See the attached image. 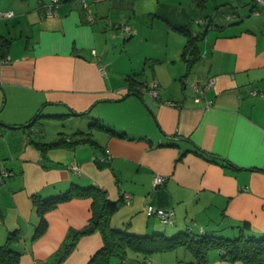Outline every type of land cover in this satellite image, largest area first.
<instances>
[{
	"label": "crops",
	"instance_id": "obj_1",
	"mask_svg": "<svg viewBox=\"0 0 264 264\" xmlns=\"http://www.w3.org/2000/svg\"><path fill=\"white\" fill-rule=\"evenodd\" d=\"M50 2L0 0V11L13 12L0 18V40L8 41L6 56H0V244L8 232L18 233L12 244L20 253L17 264H51L67 234L87 224L92 195H76L47 210L43 232L33 237L40 220L33 197L46 199L73 187L103 191L118 204L111 225L133 235L172 236L185 230L214 235L225 228L235 235L246 222L249 235L264 237V43L258 35L245 29L216 36L185 76L182 66L166 76L153 63L142 65V72L134 67L131 85L108 75L101 60L104 19L89 21V6L80 0H58L47 15L44 5ZM153 79L158 94L140 92ZM192 82L203 93L193 91ZM39 113L43 116L31 121ZM65 114L87 121L86 127L56 129L53 139L62 135L72 144L41 151L35 142L53 140H44L42 122L59 117L44 115ZM97 120L122 135L92 127L94 144L71 135ZM157 175L164 177L159 185L154 184ZM147 204L172 210L173 223L148 216ZM102 244L97 230L82 235L54 264H86ZM179 249L188 264L191 252ZM175 250H129L121 264H169L162 254ZM206 260L244 264L221 259L214 248Z\"/></svg>",
	"mask_w": 264,
	"mask_h": 264
},
{
	"label": "rangeland",
	"instance_id": "obj_2",
	"mask_svg": "<svg viewBox=\"0 0 264 264\" xmlns=\"http://www.w3.org/2000/svg\"><path fill=\"white\" fill-rule=\"evenodd\" d=\"M85 3L95 19L99 17L106 23L100 34L103 40L101 53L105 54L101 60L108 75L116 74L125 81H128L132 72H136L134 67L140 69L137 72H142V65L149 63L160 67L162 76H166L168 70L185 67V76L202 61L204 47L216 36L228 32L232 35L249 29L258 35L260 43H264V14L256 13V10H261V4L254 0H86ZM229 16L232 17L230 22ZM197 19H211V22L208 20L201 24L197 23ZM114 23L119 27H113ZM123 24L128 25L133 33H125ZM208 24L210 27L207 29ZM173 25L184 26L196 38L189 41V35L174 29ZM188 41L190 45H196L197 51L183 55ZM193 57L196 59L192 60ZM165 58L171 61L165 64ZM135 59H141V62L136 63ZM149 72L150 69L145 74L150 75ZM137 76L140 74L137 73ZM176 87L180 88L179 80ZM105 112L109 116L108 120L114 119V111ZM68 114L42 122L46 131L45 141L55 137L56 129L86 127L87 121ZM162 226L166 227L164 224ZM226 232L228 228L216 231L214 235L233 237L237 234ZM183 252L179 249L164 253L162 257L169 264H183Z\"/></svg>",
	"mask_w": 264,
	"mask_h": 264
},
{
	"label": "trees",
	"instance_id": "obj_3",
	"mask_svg": "<svg viewBox=\"0 0 264 264\" xmlns=\"http://www.w3.org/2000/svg\"><path fill=\"white\" fill-rule=\"evenodd\" d=\"M254 1L258 2L256 0ZM258 3L261 4V10H256V13H264V3ZM84 7H86V5ZM231 18L232 17L230 16L228 17L229 22ZM208 20L209 22H211V19ZM118 27L119 26H117V28ZM172 27L185 34H188L189 41L196 38L192 36L189 30H187L184 26L173 25ZM209 27L210 25L208 24L207 29ZM189 41L184 47V51L182 53L183 55H185L187 52L192 53L197 48L195 44L193 45V43L190 45ZM7 43L8 41L4 38L0 40V56L2 58L6 56V52L4 50L7 47ZM198 56L199 54L196 55V57ZM194 59L196 58L193 57L192 60ZM133 79L134 78L132 77V75L127 79L131 85H133V82L135 80ZM147 83L144 87H139V90H141V88L145 89L147 87ZM250 92L258 94V92L255 90H251ZM38 116L43 115H40L39 113L35 117H33L31 121L35 120ZM44 116L57 117L62 115ZM31 121L29 122L31 123ZM30 125L28 126L30 127ZM92 127L107 130L111 134L122 135V133L116 132L101 125L98 120L94 123H89L88 130L83 131L81 129H77L71 135L82 136V138H80V141H88L91 144H94L95 142L92 141L91 138H89ZM71 141V139L65 138L64 136L60 135L52 141L35 143L36 146L41 149V151H45L51 147L68 145ZM195 152L200 155H208L213 161L230 165V163L225 159H222L215 155H209L201 149H197ZM76 195H92L91 216L87 224L83 228L73 232H69L67 234L66 239L52 256L51 264L61 262L73 250L79 237L85 234H89L95 230L100 233L103 244L89 258L86 264H121V262L127 258V253L129 250L151 253L155 251L175 250L178 247H183L191 252L192 259L188 264H207L206 253L212 248L218 249L220 251L221 259L228 262L240 261L244 264H264V237L255 238L249 235L246 230H249L250 227L246 222H243L238 227L239 232L233 237L215 236L203 233L194 234L192 233V231L188 230L180 231L172 236H165L163 233H155L152 236H137L111 225L110 217L117 209L118 204L105 198L104 192L99 191V189L95 188L94 186L77 189L73 187L66 190L65 192L59 193L56 196L46 199H40L37 196L33 197V202L36 204V209L40 217L33 237H38L43 232L45 228L44 213L47 210L54 207L60 200L69 199ZM18 238L19 235L16 231L8 232L4 243L0 244V264L18 263L20 253L12 248V244Z\"/></svg>",
	"mask_w": 264,
	"mask_h": 264
},
{
	"label": "built area",
	"instance_id": "obj_4",
	"mask_svg": "<svg viewBox=\"0 0 264 264\" xmlns=\"http://www.w3.org/2000/svg\"><path fill=\"white\" fill-rule=\"evenodd\" d=\"M258 2H261V3H264V1L262 0H256ZM58 2V0H51V2L47 5H44V9H45V13L47 15H51V11H52V7ZM80 3L81 5L84 7L86 4H85V1L84 0H80ZM13 15V12L12 11H0V18H3V17H11ZM88 20L91 21L93 20L92 16H89L88 17ZM122 29L125 33L127 34H131L132 31L130 29L129 26L127 25H123L122 26ZM7 60V58H6ZM213 78H210L209 81H208V84H211L213 82ZM191 89L195 92H199L200 94L203 93V90L202 88H200L196 82H192L191 83ZM158 84L156 82V80H150L148 81L147 83V87L145 88V91L155 97L157 94H158ZM141 91L143 92V89L141 88ZM254 94V92H252ZM199 97H195V100H198ZM168 104H174L172 102H168ZM70 168L74 171V173H79L80 172V167L74 163H72L70 165ZM8 171H5L4 173H7ZM9 173V172H8ZM7 173V174H8ZM164 180V177L162 175H157L154 179V184L155 185H159L163 182ZM127 197V195H126ZM128 198V197H127ZM145 213L148 215V216H156L157 218L160 219V221L166 225H171L173 223V220H174V216H173V211L172 210H168V209H164V208H161V207H156V206H153L152 204H147L146 207H145Z\"/></svg>",
	"mask_w": 264,
	"mask_h": 264
},
{
	"label": "water",
	"instance_id": "obj_5",
	"mask_svg": "<svg viewBox=\"0 0 264 264\" xmlns=\"http://www.w3.org/2000/svg\"><path fill=\"white\" fill-rule=\"evenodd\" d=\"M108 46H106V48H107Z\"/></svg>",
	"mask_w": 264,
	"mask_h": 264
}]
</instances>
